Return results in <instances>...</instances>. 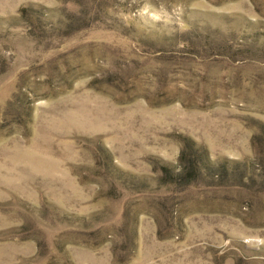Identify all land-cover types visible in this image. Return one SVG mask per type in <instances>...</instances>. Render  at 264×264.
<instances>
[{"label": "rangeland", "instance_id": "obj_1", "mask_svg": "<svg viewBox=\"0 0 264 264\" xmlns=\"http://www.w3.org/2000/svg\"><path fill=\"white\" fill-rule=\"evenodd\" d=\"M0 264H264V0H0Z\"/></svg>", "mask_w": 264, "mask_h": 264}]
</instances>
